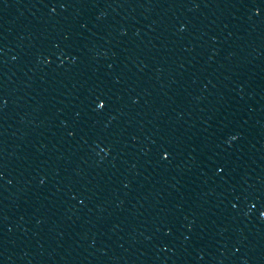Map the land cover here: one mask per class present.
I'll return each instance as SVG.
<instances>
[{"label": "water", "instance_id": "95a60500", "mask_svg": "<svg viewBox=\"0 0 264 264\" xmlns=\"http://www.w3.org/2000/svg\"><path fill=\"white\" fill-rule=\"evenodd\" d=\"M264 107V0H184Z\"/></svg>", "mask_w": 264, "mask_h": 264}]
</instances>
